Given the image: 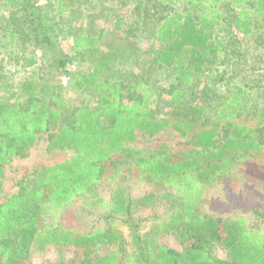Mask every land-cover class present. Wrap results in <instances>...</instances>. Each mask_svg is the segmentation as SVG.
I'll return each instance as SVG.
<instances>
[{
	"label": "trees",
	"instance_id": "16d2710c",
	"mask_svg": "<svg viewBox=\"0 0 264 264\" xmlns=\"http://www.w3.org/2000/svg\"><path fill=\"white\" fill-rule=\"evenodd\" d=\"M151 1L153 7H163L157 18L153 15V21H158L151 29L156 46L154 61L171 71L169 102L181 112L171 122L166 117H155L150 105L152 92L140 82L124 84L125 75L119 72L114 78L107 76L113 54L103 51L101 33L97 37L74 35L76 58L82 61L87 56L88 66L75 73L67 71V61L56 54L52 64L73 80L74 87L93 94L94 104L72 106L59 87L41 86L35 75L21 83V100L0 101V195L4 166L30 149L43 133H48L47 150L70 153L60 162L32 171L18 182L16 192L0 201V264H27L32 248L43 250L49 245L82 249V257L69 264H264V231L248 227L242 218L224 222L199 210L203 187L228 172L234 154H262L264 159V107L256 109L257 102L251 96V92L264 87V52L255 59L245 50L239 51L234 38L224 41L217 37L218 32L230 34L235 29L245 48L252 47L250 42L257 49L263 48L264 0ZM61 2L57 0L59 13L65 10ZM145 2L142 21L146 23L155 12L149 13V0ZM1 4L4 10H31L24 20L16 23L9 18L3 25L10 44L19 43L26 32L38 44L57 50L51 26L40 19L39 12L35 18L31 0H2ZM138 11L141 19V9ZM121 21L117 20V27ZM26 61L34 63L32 58ZM218 63L235 65L241 68L236 75L246 71L250 78L243 85L229 83L235 73L229 74L228 67L220 70ZM196 99L200 106L191 108ZM251 111H256L254 127L238 120ZM167 127L183 136L190 135L189 141L196 149L191 156L174 159L166 145L152 151L129 145L138 133L152 136ZM255 131L259 135H254ZM115 154L133 159L140 181L170 189L160 195L169 201V211L163 221L143 234L138 233L131 212L137 206L152 207L158 194L132 198L125 189L116 188L105 200L94 191ZM78 197L83 198L84 205L108 207L111 215L125 214L119 223L130 227L132 249L121 252L123 236L112 224L113 219L107 227L88 231L75 230L56 220L45 221L51 213L65 211ZM157 230L174 233L187 242L185 249L157 244ZM213 243L223 246L225 258L212 255ZM104 244H113L116 249L93 257Z\"/></svg>",
	"mask_w": 264,
	"mask_h": 264
},
{
	"label": "rangeland",
	"instance_id": "374dc122",
	"mask_svg": "<svg viewBox=\"0 0 264 264\" xmlns=\"http://www.w3.org/2000/svg\"><path fill=\"white\" fill-rule=\"evenodd\" d=\"M35 7L36 16L38 12L40 19L51 26V35L57 45V50L51 51L47 46L38 44L36 39L24 32L19 43H9L8 31L2 27L9 20L22 21L24 16L31 10L19 11L4 10L0 0V101L15 98H23L21 83L30 76H38L39 85L59 87L63 98L72 106L78 103H95L93 94L81 92L73 86V80L66 77L62 70H58L52 63L56 54L67 61L65 69L75 73L88 66L87 56L80 61L76 58V51L73 46L74 35L91 34L98 36L101 33L100 43L103 44V51H111V72L107 76L114 78L119 72L124 74V84L141 83L142 87L152 92L151 108L155 117H166L173 120L175 114L181 112L169 102L168 92L170 91L171 71L158 67L153 57L155 41L152 30L158 21L157 18L161 5L153 7L154 2L149 0L148 12L154 11L149 21H142L144 18L145 0H62L61 6L64 12L59 13L57 0H31ZM71 3L65 7L66 3ZM138 8L141 9V19L138 18ZM29 10V11H28ZM123 21L117 27V20ZM35 23V21H34ZM151 30V31H150ZM232 33L225 34L221 31L217 37L224 41L234 40L237 42L239 51L245 50L251 57L257 58L264 52L254 47L245 48L235 29ZM36 37V35L33 33ZM38 38V37H37ZM248 39V38H247ZM246 40V39H245ZM243 41V40H242ZM264 41V34L262 42ZM264 43V42H263ZM12 50V53H8ZM231 54V51L229 52ZM228 59L231 60V55ZM264 55V54H263ZM32 58L34 63L27 64L26 59ZM229 64V63H228ZM222 65L218 68L227 69L229 74L235 73L229 83L241 84L248 81L246 71L236 73L241 68ZM61 71V74H60ZM227 73V76H228ZM211 81V75L208 78ZM205 82V81H204ZM202 80L200 81V84ZM204 83L201 84L203 87ZM200 86V87H201ZM186 92V87H182ZM189 92V91H187ZM186 92V93H187ZM252 98L257 102V107H264V87L261 90L251 92ZM191 108L199 107L200 101L196 99ZM239 122L246 126L254 127L257 121L255 114L241 115ZM257 131L254 135H257ZM259 135V134H258ZM190 135H181L177 131L167 127L152 136H144L138 133L135 141L129 145L135 149L147 151L158 150L161 145L168 147V152L174 159L191 156L195 147L190 143ZM264 139V135H263ZM48 133H43L37 138L35 144L24 154L13 157L4 166V177L2 180V194L0 201L18 189V182L28 176L37 168L60 162L70 156L67 151H49L46 149ZM231 159L229 170L226 174L212 178L202 189V200L199 204L200 212L213 217L221 218L224 222L229 219L242 218L250 228H257L264 231V159L262 154L238 153ZM119 171L117 175L115 173ZM115 175V176H114ZM116 188H123L126 194L137 198L146 193L158 194L159 198L152 207L137 206L131 212L132 222L137 226V231L143 234L158 223L163 221L169 211V201L162 199L160 195L164 191L170 192L169 188L162 187L152 181H140L138 170L133 166V159L120 154L113 155L112 162L106 167V176L94 189V191L105 200H109L111 193ZM125 214L111 215L106 206L84 205L83 198H76L65 211L51 213L45 221H59L61 224L79 231H88L98 227L116 225L123 236L121 252L125 253L132 249L131 229L128 225L120 224L119 219ZM110 221V222H109ZM154 240L157 244H164L167 247L182 251L187 242L177 238L172 232L157 230L154 233ZM116 249L113 244L101 245L92 256H100ZM211 253L218 258H225L226 251L219 243H213ZM83 250L69 245L58 247L55 245L46 246L43 250L31 249L27 264H69L78 261ZM125 256V254L123 255Z\"/></svg>",
	"mask_w": 264,
	"mask_h": 264
}]
</instances>
